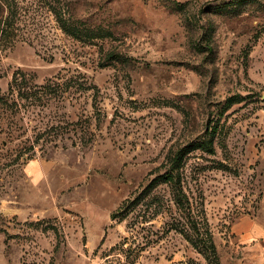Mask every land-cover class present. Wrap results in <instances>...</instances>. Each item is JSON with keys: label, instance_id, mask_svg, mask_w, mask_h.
Masks as SVG:
<instances>
[{"label": "rangeland", "instance_id": "1", "mask_svg": "<svg viewBox=\"0 0 264 264\" xmlns=\"http://www.w3.org/2000/svg\"><path fill=\"white\" fill-rule=\"evenodd\" d=\"M231 1L69 0L86 40L57 0H13L0 89L21 70L47 87L0 110V264L254 263L237 227L264 217V0L214 12ZM214 125L216 153L182 164L185 211L158 177Z\"/></svg>", "mask_w": 264, "mask_h": 264}, {"label": "trees", "instance_id": "2", "mask_svg": "<svg viewBox=\"0 0 264 264\" xmlns=\"http://www.w3.org/2000/svg\"><path fill=\"white\" fill-rule=\"evenodd\" d=\"M69 0H57L55 4H52L51 11L53 12L57 23L60 28L67 34L73 35L76 38H82L85 36V39L94 38V34H101V31H95L92 34H88L85 28H82L75 23V19L71 16H68V6L67 3ZM246 0H232L230 3H224L216 5L213 8L216 13L223 14H233L237 13L240 10V5L243 4ZM13 0H0V44L4 41H8L13 34V27L15 24L16 13L14 11V5L12 4ZM232 3V4H231ZM106 29H104L105 31ZM208 49L212 50L213 47L210 43L206 46ZM110 58H114L113 53L108 55ZM32 77L24 71H16L13 74L12 80L9 83V88L7 92H2L0 89V110H11L12 112L19 109V101H35L41 100L43 94L46 93L43 91L46 88V85H40L38 89H35L37 85H32L30 83ZM218 131L217 126H213L211 130L207 129L205 133L197 137L192 141V145H186L179 149L172 151L170 157V166L167 171L158 177V181L166 183L170 186L173 199L178 208H184L185 211H191L192 205L190 203L189 197L186 195L182 185L181 178V167L185 161L188 152L191 150V146H196L200 150L216 153V148L213 143V140L208 138L207 134H215ZM130 202L126 201L119 208V213L123 209H128ZM133 201H131V205ZM130 205V206H131ZM112 215L113 219L117 218V214ZM131 264V263H130Z\"/></svg>", "mask_w": 264, "mask_h": 264}, {"label": "crops", "instance_id": "3", "mask_svg": "<svg viewBox=\"0 0 264 264\" xmlns=\"http://www.w3.org/2000/svg\"><path fill=\"white\" fill-rule=\"evenodd\" d=\"M261 214L264 215V209ZM237 232L246 244L258 251L253 264H264V217L242 219V222L238 224Z\"/></svg>", "mask_w": 264, "mask_h": 264}]
</instances>
